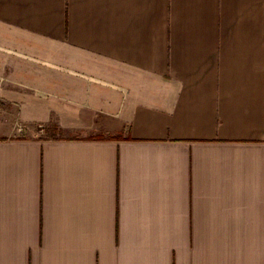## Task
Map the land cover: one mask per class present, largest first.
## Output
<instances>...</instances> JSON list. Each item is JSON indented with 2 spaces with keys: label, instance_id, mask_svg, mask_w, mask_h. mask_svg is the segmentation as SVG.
<instances>
[{
  "label": "crops",
  "instance_id": "obj_1",
  "mask_svg": "<svg viewBox=\"0 0 264 264\" xmlns=\"http://www.w3.org/2000/svg\"><path fill=\"white\" fill-rule=\"evenodd\" d=\"M0 50V264H264V0H0Z\"/></svg>",
  "mask_w": 264,
  "mask_h": 264
},
{
  "label": "rangeland",
  "instance_id": "obj_2",
  "mask_svg": "<svg viewBox=\"0 0 264 264\" xmlns=\"http://www.w3.org/2000/svg\"><path fill=\"white\" fill-rule=\"evenodd\" d=\"M0 53L1 54H5L6 56H8V57H10V58H17V56L16 55H14V54H12V53H9V52H6V51H3V50H0ZM21 61H25V62H28V60H24V59H22ZM53 62H54V60H52ZM58 65H61V66H64V67H69V63H64V62H60V61H57L56 62ZM3 76H5L6 77V74H2V76L0 75V83L1 82H4V79H2L3 78ZM0 107H3V106H0ZM12 108H10V110H11ZM14 109H17V107L15 106L14 107ZM50 126H54L53 124L52 125H50ZM48 127L46 126L45 128H44V131L45 132H42L40 135L42 136V137H46L47 139H61V138H68V137H70L68 134H65V132L64 131H62V130H60L59 128H58V130L57 131H55V130H53V128H51V129H47ZM50 128V127H49ZM38 130H41V129H38Z\"/></svg>",
  "mask_w": 264,
  "mask_h": 264
},
{
  "label": "built area",
  "instance_id": "obj_3",
  "mask_svg": "<svg viewBox=\"0 0 264 264\" xmlns=\"http://www.w3.org/2000/svg\"><path fill=\"white\" fill-rule=\"evenodd\" d=\"M41 128H43V127H41ZM23 130H24L23 127H22L21 125H19V126H18V131H19V133L22 134V133H23Z\"/></svg>",
  "mask_w": 264,
  "mask_h": 264
},
{
  "label": "trees",
  "instance_id": "obj_4",
  "mask_svg": "<svg viewBox=\"0 0 264 264\" xmlns=\"http://www.w3.org/2000/svg\"><path fill=\"white\" fill-rule=\"evenodd\" d=\"M54 125V124H53ZM53 130L57 131L58 127L56 125L52 126Z\"/></svg>",
  "mask_w": 264,
  "mask_h": 264
}]
</instances>
